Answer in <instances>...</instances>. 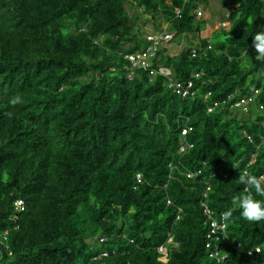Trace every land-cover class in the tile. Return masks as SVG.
Returning a JSON list of instances; mask_svg holds the SVG:
<instances>
[{"label":"trees","instance_id":"1","mask_svg":"<svg viewBox=\"0 0 264 264\" xmlns=\"http://www.w3.org/2000/svg\"><path fill=\"white\" fill-rule=\"evenodd\" d=\"M210 2L0 0V264H264L254 251L264 219L232 204L264 201L238 179L264 175V58L253 42L264 0H218L229 25L204 36ZM142 13L153 17L145 35ZM163 31L189 47L159 46L155 72L128 77L124 55ZM254 90L252 108L230 106ZM201 201L217 218L232 209L221 262L206 254Z\"/></svg>","mask_w":264,"mask_h":264},{"label":"built area","instance_id":"2","mask_svg":"<svg viewBox=\"0 0 264 264\" xmlns=\"http://www.w3.org/2000/svg\"><path fill=\"white\" fill-rule=\"evenodd\" d=\"M172 33L169 32H161L160 34L157 33L155 35H146L145 36V43L144 45H142V47L138 50H135L134 52H130V53H126L124 55V58L127 59L128 61V66L129 68V72L127 73V76L129 77V75L132 73V69L134 68H144L149 70V73L152 75L155 71L154 69H152L151 65H152V59H154L155 54L157 49L159 48V46H165V44L169 41V38H171ZM194 53V49L191 50V54ZM158 72H161L163 74H167L169 71L165 68L159 67L158 68ZM190 83L187 84V86H189ZM173 89L178 91V92H182V95H185L187 90L186 89H181V87L179 85H172ZM250 103H254V99L252 97V95L250 96H246V97H241L238 100H234L231 102L230 106H232L233 108H237L241 111H247L248 109V105ZM261 108V105H259ZM212 109V107H208L207 110L210 111ZM191 128L189 126L182 128V130H180V138H179V151L183 152L186 149H188L191 146V143H189L187 140H185V135L187 133V131H189ZM247 140L249 142H252V139L250 136L247 135ZM257 147V146H256ZM253 156V154H252ZM201 172V169H197L196 171L193 172H188L187 175L189 176H197L199 173ZM244 173H246V170H243ZM140 174H136L135 178L137 181L140 180ZM259 178H264V175L261 174L258 176ZM263 180V179H262ZM209 188V184L206 181L205 182V190ZM245 190H247V188H244ZM203 191V196H205V192ZM166 203H170V199L166 200ZM16 208H22L21 205V201L18 200L16 201ZM201 205H202V210L206 216V219L209 221V227L206 233V240L204 243L205 249H206V254L208 255V257L213 258L215 260V262H221L223 261V259L225 258L226 254L223 253H219V249L217 246V241L221 238V235H224L225 232V228H226V222L225 220L222 218V213L219 214V218L214 217V215H212V209H210L207 204L203 201H201ZM176 218H178V215L176 216ZM7 230H4L3 233L1 235H3L2 237H5ZM171 238H168V241ZM239 244H237L238 246ZM261 249H264V239L262 240V242H260L259 244L254 246V251L258 252ZM248 253H251V250L247 251ZM105 254V253H102ZM102 256V255H101Z\"/></svg>","mask_w":264,"mask_h":264},{"label":"clouds","instance_id":"3","mask_svg":"<svg viewBox=\"0 0 264 264\" xmlns=\"http://www.w3.org/2000/svg\"><path fill=\"white\" fill-rule=\"evenodd\" d=\"M253 42H254V48H255L256 53L258 54V57L264 58V33L256 34L253 38ZM250 95H252V94H250ZM250 95H248V96H250ZM255 95H256V91L254 90L252 97L255 98ZM244 97H246V96H244ZM253 105H255V101H254V103H250L248 105V108H252ZM259 108H260V106H259ZM261 108H262V106H261ZM222 175H223V177L225 176L224 173ZM238 179H239V182L241 184L245 185L246 188H247V185H251L252 188L254 189V192L257 195L264 196V183L261 182L262 179H264V178L258 179L255 176H252V175L245 173V174H240L238 176ZM206 181L209 184V180L206 179L203 181L204 185H205ZM18 200L21 201V205H22V200L17 199L13 202L15 208H16L15 203ZM232 204L237 205L240 208L243 218L248 220L249 222H257V221L264 219V201L253 199L251 193H248L246 195H241L239 197H234L232 199ZM17 209H20V208L17 207ZM231 214H232V209L229 208L228 210H226L225 212L222 213V218L224 220H227L231 216ZM236 246H237V244H236ZM100 254L102 255V253H100Z\"/></svg>","mask_w":264,"mask_h":264},{"label":"rangeland","instance_id":"4","mask_svg":"<svg viewBox=\"0 0 264 264\" xmlns=\"http://www.w3.org/2000/svg\"><path fill=\"white\" fill-rule=\"evenodd\" d=\"M211 1L212 2H210V4H209L211 10H207L203 15V18L211 21V23H209L210 25L207 26V29L205 30L204 36H209L210 33L220 25L218 17L220 14L224 13V11H225L222 8L218 7V5H220L218 0H211ZM227 10H228V8H227ZM136 11L140 14L139 8H137ZM152 18L153 17L150 14L142 13L141 16L136 20V27H135L136 31H139V33H141L142 35H145L147 33H150V31H153ZM155 18H156L155 23L156 22L160 23L161 27L166 26V23L163 21V19L159 18L158 16ZM228 25H229V21H226V22H223L220 25V27L222 26L224 28H227ZM189 37H190L189 39L191 41H193V42L197 41V38H192L191 35ZM142 38H143V36H142ZM165 45H166V48H165L166 53H168L170 55L178 54L180 51L189 47L188 44L185 42L183 35L175 36V37L171 38L170 42L166 43Z\"/></svg>","mask_w":264,"mask_h":264}]
</instances>
